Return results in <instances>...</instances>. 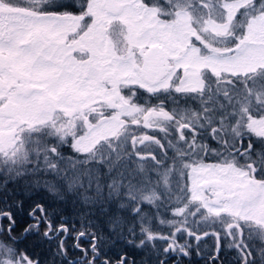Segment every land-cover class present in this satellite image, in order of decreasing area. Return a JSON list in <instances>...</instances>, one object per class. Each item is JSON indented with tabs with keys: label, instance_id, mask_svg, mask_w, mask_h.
I'll return each mask as SVG.
<instances>
[{
	"label": "snow or ice",
	"instance_id": "snow-or-ice-1",
	"mask_svg": "<svg viewBox=\"0 0 264 264\" xmlns=\"http://www.w3.org/2000/svg\"><path fill=\"white\" fill-rule=\"evenodd\" d=\"M194 257L264 264V0H0V264Z\"/></svg>",
	"mask_w": 264,
	"mask_h": 264
},
{
	"label": "trees",
	"instance_id": "trees-1",
	"mask_svg": "<svg viewBox=\"0 0 264 264\" xmlns=\"http://www.w3.org/2000/svg\"><path fill=\"white\" fill-rule=\"evenodd\" d=\"M65 151L67 152L68 150L67 149H65ZM69 215H70V209H69ZM70 223H71V217H70V221H69ZM76 227H77V229L79 228V222L77 221V223H76ZM69 244H71L72 243V240L71 239H69ZM135 254V253H134ZM135 255H137V258H139V254H135ZM193 264H201V262L200 261H198V260H196V258L194 257L193 258Z\"/></svg>",
	"mask_w": 264,
	"mask_h": 264
}]
</instances>
